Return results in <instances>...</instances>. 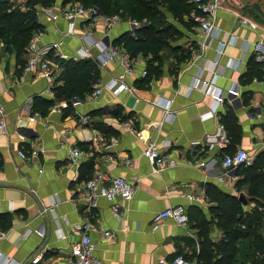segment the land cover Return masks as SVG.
I'll return each mask as SVG.
<instances>
[{"label":"crops","instance_id":"1","mask_svg":"<svg viewBox=\"0 0 264 264\" xmlns=\"http://www.w3.org/2000/svg\"><path fill=\"white\" fill-rule=\"evenodd\" d=\"M9 1L20 10L36 11L42 26L41 44L61 41L59 55L54 58L61 70L62 61L73 60L78 49L87 47L85 38L112 43L139 26L138 22L133 25V21L121 19L106 29L101 23L91 25L79 17L72 35H65L67 22L61 15L52 20L50 14H58L78 0H55L45 8L33 6L30 0ZM252 4L250 0H220L212 35L205 36L197 24L186 29L181 49L190 51V58L175 67L163 65L158 76H150L143 83L145 76L141 77L140 71L144 59L135 57L140 58L139 63L125 79L133 87V94L115 96L104 89L96 98L86 95L76 105L54 99L47 114L33 121L29 117L34 112V98L51 100L54 95L46 93L43 77L23 70L16 73L22 64L16 62L14 53L3 50L0 41V103L6 125L5 132L0 133V231L5 233L0 237V264H68L70 245L79 238L72 227L85 218H89V236L101 264H159L161 260L167 264L178 255L193 264L206 263L198 256L200 238L193 223L180 226L166 219L152 230V217L175 205L184 206L187 215L199 210L208 222L210 240L217 242L223 231L209 211L215 203L209 202L208 188L236 197L242 193L246 200V204L241 203L243 210L249 212L254 207L248 185L236 189V171L233 183L217 178L222 174L224 153L241 148L256 156L264 144V73L260 79L254 73H245L247 61L254 56L252 43L264 42L263 25L248 15ZM252 12L256 15L255 10ZM238 17L256 23V28L243 26ZM221 42L229 44L222 46L218 57ZM96 52L91 50V55ZM26 58V54L21 56L23 67ZM87 59L99 69L93 89L122 72L116 61L99 66L93 57ZM262 62L264 65V59ZM233 83L237 84L236 97L227 94ZM60 84L58 81L54 86ZM211 90L223 96L221 104H214ZM165 107L170 113L162 115ZM212 109L211 117L201 119L202 113ZM227 111L239 128L238 141L228 138L221 122ZM127 121L144 140L129 132ZM16 133L24 139H18ZM111 138L116 143L106 150ZM149 142L165 156L157 172L142 155ZM210 144L214 147L208 150ZM73 148L81 152L75 163L69 157ZM125 160L132 163L125 164ZM202 161L204 166L199 167ZM96 171L134 183L135 194L128 203L115 199L120 217L101 197L97 207L87 212L82 188ZM187 194L200 199L189 201ZM38 230L43 236L37 234ZM101 230L114 235L103 239ZM255 233L264 238V211ZM36 254L41 255L40 260L29 262Z\"/></svg>","mask_w":264,"mask_h":264},{"label":"trees","instance_id":"2","mask_svg":"<svg viewBox=\"0 0 264 264\" xmlns=\"http://www.w3.org/2000/svg\"><path fill=\"white\" fill-rule=\"evenodd\" d=\"M55 0H38L42 7H48ZM84 7H95L105 15L118 14L120 18H127L139 23L132 31L124 32L111 44L125 51L130 58L137 56L144 59L145 78L158 76L164 63L162 54L168 47L170 32L176 30L170 23H166L167 16L181 21V25L189 29L195 25L190 18L194 10L191 0H78ZM122 10V13H119ZM42 30L37 21L36 11L32 8L20 10L14 7L9 0H0V41L6 53H14L16 62L22 64L16 71L23 70L21 56L25 54V46L34 32ZM179 35L178 33L175 32ZM174 34V32H173ZM169 50L181 62L190 58L180 46L170 47ZM173 55V56H174ZM254 57V56H253ZM247 61L245 73H254L260 79L263 72V62L255 57ZM169 59V58H168ZM62 70L56 78L60 85L52 88L54 98L45 100L35 97L33 110L40 116H45L53 105L54 99L66 100L71 104L72 99L81 101L93 91V83L99 75L96 63L91 59L66 60L60 63ZM177 63L176 65H178ZM175 67V66H174ZM140 82V84H141ZM141 86V85H140ZM33 112V113H34ZM221 122L227 132L228 138L238 141L239 128L235 120L227 111ZM238 177L235 187L248 185V195L251 196L254 207L245 211L242 202L236 196L227 195L213 188L207 189L209 202L215 205L209 211L215 217V224L223 231L222 238L212 242L208 236V222L201 211L193 210L187 215L188 223L198 230L199 258L205 264H264V238L255 232L264 211V151L259 152L251 164L236 169ZM243 240V241H241Z\"/></svg>","mask_w":264,"mask_h":264},{"label":"built area","instance_id":"3","mask_svg":"<svg viewBox=\"0 0 264 264\" xmlns=\"http://www.w3.org/2000/svg\"><path fill=\"white\" fill-rule=\"evenodd\" d=\"M194 4V10L190 13V18L192 21L198 25V27L203 31L205 36H211L216 30L214 27V19L216 18V13L219 9L220 0H191ZM61 15L63 19L67 22L68 30L65 35H72L73 27L75 26L77 18L81 17L87 21V23L94 25L96 23H101L106 29H110L121 22V18L118 14L105 15L101 13L95 7H84L80 3H72L67 8L56 13L50 14L52 20H56L57 17ZM238 21L243 26H248L251 29L256 28V23L243 18L238 17ZM138 23L133 21V25ZM41 31L34 32L28 40L25 46V54L27 56L25 65L23 67L24 73H34L36 77H43L47 81L46 93L49 96H53L52 88L56 83V78L61 72L57 62H54V58L59 55V48L61 41L52 42L49 44H41ZM232 36L229 37L230 41ZM87 47L80 48L77 50L76 55L72 57L73 60H82L93 57L99 66H105L109 62L116 61L121 67L122 72L116 77L110 79L107 83L103 85H97L92 93L91 97L96 98L101 92L106 89L110 91L113 95L117 96L122 92H127L133 94V87L125 82L127 76L132 75L134 72L135 63H139L140 58H130L128 54L113 46L111 43H103L102 41H88L84 39ZM229 44L220 43L217 55L222 53V46ZM96 49L95 55H91V50ZM252 51L254 57L257 61H262L264 59V42L262 40H257L252 43ZM52 54V56H51ZM217 60V59H216ZM232 66L235 64L231 60ZM214 64V63H213ZM141 77L146 75L145 68L140 71ZM211 87V86H210ZM237 84L233 83L228 89L227 94L236 97L238 92L236 90ZM210 89V88H209ZM213 90L209 91L212 93ZM215 92V91H213ZM214 104H221L223 101L222 95H217L212 93ZM79 101L77 99H72L71 105H76ZM166 108V109H165ZM161 114L164 115L169 112L168 107H165ZM213 109L202 113L200 115L201 119L211 117L213 115ZM170 113V112H169ZM4 107L0 103V133H4L6 125L4 123ZM36 117H39L38 112H34L30 117L29 121H33ZM86 117H82L81 120L85 121ZM125 127L129 130L131 134H134L138 139L144 140L143 135L140 131L133 129L131 121L125 122ZM18 139H24L21 133H16ZM226 141V140H225ZM116 143L114 138L105 145V149L108 150ZM168 144L167 141L165 143ZM214 145H208V150L212 149ZM258 150L264 151V144L259 147ZM257 153V152H256ZM255 153V154H256ZM81 154L78 149H71L69 151V157L71 161L76 162L77 157ZM23 156L22 153H20ZM142 155L147 159L148 163L152 167L154 172L162 169L165 161V156L162 155L156 148L153 142H149L145 149L142 151ZM255 155L249 154L246 150L238 148L232 153H224L221 157L220 167L222 174L218 176V180L222 183H233L235 178V171L238 167L249 165L254 160ZM125 164H131V160H125ZM199 167L204 166V162L198 163ZM135 194L134 183L127 181L120 176H110L104 172L96 171L93 173L92 177L84 182L82 188V201L85 204L86 210L91 211L97 207V199L99 197L104 198L106 201L111 203V211L116 217L119 216L118 204L115 199H119L124 202H129ZM186 198L189 201H197L200 198L197 195L187 194ZM166 219H171L175 224L180 226H185L188 224L187 213L185 207L182 205H175L169 208L157 211L152 217L151 229H158ZM73 231L78 232L79 238L70 245L68 250V264H101L100 259L95 252V244L91 241L89 236V231L91 229V224L89 218H85L81 223H77L72 227ZM5 233L0 231V237ZM37 234L43 236L42 230H38ZM103 239H109L113 237L112 231H100ZM20 240V239H19ZM18 242V240L16 241ZM41 258V255L36 254L32 256L29 260L31 263H37ZM161 260L159 264H163ZM167 264H193L191 261L185 259L183 256H176L172 261Z\"/></svg>","mask_w":264,"mask_h":264},{"label":"rangeland","instance_id":"4","mask_svg":"<svg viewBox=\"0 0 264 264\" xmlns=\"http://www.w3.org/2000/svg\"><path fill=\"white\" fill-rule=\"evenodd\" d=\"M250 1H252L253 4L251 5L250 9H248L249 10L248 12L250 13V14L248 13V15L251 18H253L254 20H256L257 22H259L257 17H255L256 15H254V13L252 12V10L258 11L262 15V17L264 18V0H250ZM121 19L122 20L124 19L125 21H130V19H127V18L126 19L121 18ZM166 23H170L174 28H176L179 31V35L175 33V32L178 33V31H176V30L174 31V29H173V31L170 32V35H173V37L172 38L170 37V39L168 41V45H167L168 48L166 50H164V52L161 56L163 61H164L163 65L168 66V67H172V66L176 65L177 63H179V61H177L176 57H181V56L178 54L176 56L172 52L170 54V52H169V50L171 49L170 47H174L176 45L183 47L182 43H183V40L185 38L183 34H185L186 28L184 29V27L181 25V23H182L181 21H176V20L172 19L169 15L167 16ZM173 32H174V34H173ZM182 50L185 53L188 51L187 49L185 50V48H183ZM189 53H191V52L189 51ZM168 61H169V63H167Z\"/></svg>","mask_w":264,"mask_h":264},{"label":"water","instance_id":"5","mask_svg":"<svg viewBox=\"0 0 264 264\" xmlns=\"http://www.w3.org/2000/svg\"><path fill=\"white\" fill-rule=\"evenodd\" d=\"M30 2L33 6L38 5V0H30ZM255 13H256V16L258 17L259 21L261 22V24L264 27V18L262 17V15L258 11L255 10ZM238 198L243 204H246V200H245L242 193L238 194Z\"/></svg>","mask_w":264,"mask_h":264}]
</instances>
